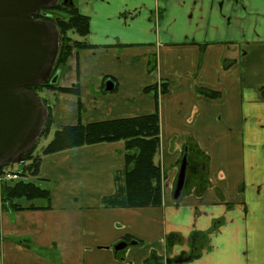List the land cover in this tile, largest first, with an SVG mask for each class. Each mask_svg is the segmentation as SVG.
I'll return each mask as SVG.
<instances>
[{
	"label": "crops",
	"instance_id": "0c3cea01",
	"mask_svg": "<svg viewBox=\"0 0 264 264\" xmlns=\"http://www.w3.org/2000/svg\"><path fill=\"white\" fill-rule=\"evenodd\" d=\"M75 7L89 19L84 39L92 49L79 52L78 75L74 66L68 86L60 85L78 83L79 98L56 95L54 124L157 111L162 205L106 204L122 186V143L43 156L37 178L58 183L51 205L1 215L0 264H264V0H76ZM153 86L156 95L144 92ZM186 147L207 163L209 187L175 203ZM215 222L209 250L172 262L189 254L192 233ZM169 235L181 240L168 244ZM126 237L137 244L115 254L112 247Z\"/></svg>",
	"mask_w": 264,
	"mask_h": 264
},
{
	"label": "trees",
	"instance_id": "16d2710c",
	"mask_svg": "<svg viewBox=\"0 0 264 264\" xmlns=\"http://www.w3.org/2000/svg\"><path fill=\"white\" fill-rule=\"evenodd\" d=\"M73 3V1H72ZM40 13L49 16L47 21L52 22L60 35V45L57 57L53 66L50 78L38 86H30L26 89L37 95L42 91L54 92L56 94H66L79 98V85L76 83L73 88H61L58 83L51 84V78L58 72L65 75L68 70V62L73 56L75 58V73L78 75L77 55L83 50L92 49L85 42L74 41L69 33L84 39L89 33V19L80 14L77 8L69 4L58 2L53 8L42 9ZM62 14L67 19H62L58 15ZM58 18L52 19V16ZM40 16L36 15L35 18ZM151 63V62H150ZM153 66H151V69ZM146 93L156 95V87H148ZM206 96H211L206 91H200ZM161 93H165L164 85H161ZM47 109V117L39 135L45 138L51 132L54 125L53 109L42 101ZM79 114L82 112L80 102L77 104ZM160 127L157 111L153 114L143 116L110 120L105 122H93L83 125L77 122L75 125L60 126L52 135L51 141L41 150L42 156H49L61 152L79 149L82 147L103 145V144H123V171L119 178L122 182L120 192L107 198L106 204L124 209H146L160 208L162 205V180L164 171L158 163L160 148L159 141ZM188 152V169L182 198L191 194L192 190L197 192L206 184L203 177L204 162L201 159H192V147L185 148ZM35 144L24 154L21 162L23 164L21 177H33L41 182L37 177L40 172L41 159L34 156ZM196 150V149H195ZM197 151V150H196ZM202 157V155L200 154ZM200 168V169H199ZM9 167H0V177L5 172H10ZM2 205L0 212H23L48 209L51 205L50 190L42 188L39 184L31 181L20 180L13 183H3L1 185ZM43 201L44 206L38 207L35 202ZM2 209V210H1ZM218 223H214L211 228L204 232H194L190 237L191 251L188 255H180L172 262H184L197 258L202 249L209 250L208 236L217 230ZM124 241L132 239L126 237ZM168 244H175L181 239L177 235L166 237ZM118 253L117 255H119Z\"/></svg>",
	"mask_w": 264,
	"mask_h": 264
},
{
	"label": "water",
	"instance_id": "95a60500",
	"mask_svg": "<svg viewBox=\"0 0 264 264\" xmlns=\"http://www.w3.org/2000/svg\"><path fill=\"white\" fill-rule=\"evenodd\" d=\"M57 1L0 0V167L20 162L44 126L47 110L26 88L44 83L51 75L60 35L53 23L35 16L41 9L53 8ZM57 79L55 74L50 83L55 84ZM112 90L113 84L107 82L105 91ZM187 165L184 153L175 179L173 201L181 198ZM129 245L136 242H119L112 251L116 254Z\"/></svg>",
	"mask_w": 264,
	"mask_h": 264
},
{
	"label": "rangeland",
	"instance_id": "374dc122",
	"mask_svg": "<svg viewBox=\"0 0 264 264\" xmlns=\"http://www.w3.org/2000/svg\"><path fill=\"white\" fill-rule=\"evenodd\" d=\"M73 1V3L75 2V5L74 6H76V0H72ZM59 17H61L62 19L64 18V19H67V17L65 16V15H62V14H59L58 15ZM58 16H52V19H54L55 17L56 18H58ZM52 23V22H51ZM69 36L74 40V41H79V42H85L86 40L85 39H82V38H79V37H77L76 35H72V33H69ZM154 61H155V57H151V59H150V62H151V65H153L154 64ZM68 66H69V70H68V72L65 74V75H61V77H60V74H59V77H58V79H57V83L59 84V86L61 85V86H68V78L69 77H72V76H74V57L72 56L71 58H70V60H69V62H68ZM69 76V77H68ZM106 84V83H105ZM101 85H102V87H103V82L101 83ZM90 94H93V95H95V96H98V97H102L103 96V89L100 91V92H98V91H96V90H94V89H91V92H90ZM56 93H52V92H49V91H42L41 93H39L38 94V96L37 95H35L38 99H40V101L42 102L43 100H45V103H46V105H48V106H50L51 108L53 107V104H54V102H55V99H56ZM80 100H81V102L82 103H85V101H86V98L85 97H83V95L80 97ZM43 103V102H42ZM44 106V105H43ZM44 108H45V106H44ZM46 109V108H45ZM47 110V109H46ZM82 112H83V109H82ZM57 128H59V126H56L55 124L53 125V127H52V129H51V132L49 133V135L48 136H46L45 138H40V137H38L37 139H36V141L34 142V144H35V146H36V150H35V152H34V156H37V157H39L40 159L43 157L42 156V154H41V150L51 141V139H52V135H53V132L57 129ZM207 149H209V148H211L210 146H207L206 147ZM206 165H207V163H205ZM9 168H10V170H12V169H14V170H17V171H21L22 170V168H23V166L22 165H20V164H17V163H15V164H12V165H9L8 166ZM200 169V168H199ZM24 180L25 181H31V182H33V183H35V184H39V186H41L42 188H45V189H52V188H54V187H56L57 185H58V183L56 182V181H52V182H50L49 184H44V183H42V182H38L35 178H33V177H26V178H24ZM206 182V181H205ZM9 183H13V182H9ZM122 183V182H121ZM1 185L2 184H0V195H1ZM208 185V183L206 182V184L205 185H203L201 188L202 189H204V190H206L209 186H207ZM185 197V196H184ZM183 197V198H184ZM100 199L101 200H103V196H101L100 197ZM2 199H1V197H0V205H2ZM42 203H44L43 201H37V202H35V204L36 205H41ZM101 205H103V201H102V204ZM2 210V209H1ZM5 213V211L4 210H2L1 212H0V220H1V215H3ZM216 223V222H215ZM213 226V225H212ZM218 228V227H217ZM142 232V231H141ZM143 243H142V246L143 247H148L149 246V241H147V240H143L142 241ZM209 244V243H208ZM187 249L188 250H190V247L189 246H187Z\"/></svg>",
	"mask_w": 264,
	"mask_h": 264
},
{
	"label": "built area",
	"instance_id": "2783aa9c",
	"mask_svg": "<svg viewBox=\"0 0 264 264\" xmlns=\"http://www.w3.org/2000/svg\"><path fill=\"white\" fill-rule=\"evenodd\" d=\"M18 178H19V174L18 173H5L0 178V183L15 181Z\"/></svg>",
	"mask_w": 264,
	"mask_h": 264
},
{
	"label": "flooded vegetation",
	"instance_id": "af4514ba",
	"mask_svg": "<svg viewBox=\"0 0 264 264\" xmlns=\"http://www.w3.org/2000/svg\"><path fill=\"white\" fill-rule=\"evenodd\" d=\"M58 2H62V4H63V0H58L57 1V3ZM67 2H69V0H66V2L65 3H67ZM41 12V11H40ZM40 14V16L38 17V18H36V19H38V20H44V21H47V18H49V16L47 15V14H45V13H39ZM38 14V15H39ZM188 166H189V164H188ZM125 243H129V242H127V241H124Z\"/></svg>",
	"mask_w": 264,
	"mask_h": 264
}]
</instances>
